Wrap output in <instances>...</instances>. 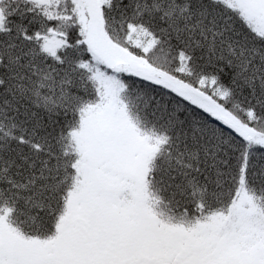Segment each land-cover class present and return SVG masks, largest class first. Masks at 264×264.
Wrapping results in <instances>:
<instances>
[{"label":"snow or ice","instance_id":"snow-or-ice-1","mask_svg":"<svg viewBox=\"0 0 264 264\" xmlns=\"http://www.w3.org/2000/svg\"><path fill=\"white\" fill-rule=\"evenodd\" d=\"M0 264H264V0H0Z\"/></svg>","mask_w":264,"mask_h":264}]
</instances>
